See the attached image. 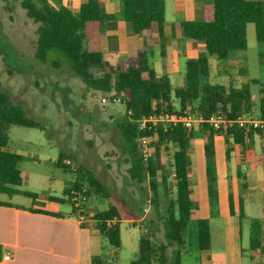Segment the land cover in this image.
I'll return each mask as SVG.
<instances>
[{"label":"trees","instance_id":"trees-1","mask_svg":"<svg viewBox=\"0 0 264 264\" xmlns=\"http://www.w3.org/2000/svg\"><path fill=\"white\" fill-rule=\"evenodd\" d=\"M21 5L27 17L37 25L34 60L45 64L49 53L55 52L59 59L50 61L53 69L64 67L72 77L80 79L88 90L114 93L120 97L125 112L116 123L115 130L120 137L122 153L129 164L128 176L142 191L146 190L147 185L154 204L158 198L157 166L153 153L146 156L143 154L141 139L147 138L151 143L155 141L164 154L169 153L168 167L160 182L167 187L170 177L174 181L165 218L164 238L167 243L156 246L141 238L139 255L129 264H168L166 250L170 246L176 247L172 264H180L187 240L193 236L198 251L207 253L210 248L209 221L192 220V202L189 197L188 149L194 133L179 125L167 129L158 126L139 132L138 120L154 112L175 110V102L178 107L176 110H190L205 119L216 113H224L234 119L251 112L254 104L248 85L234 89L210 84L208 59L216 57L222 60L231 51L245 50L249 24L254 25L257 42H264V0H205L202 20L181 23L183 36L201 45L203 51L196 58L185 62L184 83L177 88L172 87L167 77L156 76L145 50L139 51L136 60L126 67L111 65L103 59L100 35L105 23L111 18L105 14L100 0H86L76 16L63 6L52 8L46 0H23ZM122 6L124 21L135 34L156 33L159 38L163 37L165 8L162 0H122ZM258 111L264 117V96L259 101ZM12 126L44 130L40 123L25 116L20 105L13 104L0 91V192L7 195H14L16 189L13 187L23 186L27 182V175L19 167L21 156L8 148L7 131ZM200 129L204 140L210 215L215 216L217 195L213 135L219 132L206 123L201 124ZM226 134H232L238 143L244 140L241 130L236 127L229 129ZM66 158L64 153H60L55 166L68 169L69 164L63 163ZM76 171L79 176L75 178L70 191L79 193L85 200L92 194L110 201L106 210L94 211L92 215L100 236L109 246V252L104 253L103 250L101 258L93 260L91 264L114 263L118 260L121 246L120 222L130 221L132 226H136L143 210L141 207L137 211L129 207L122 197L110 192L86 167L78 165ZM70 191L63 196L71 197ZM24 194L32 197L29 192ZM54 200L63 202L60 198ZM72 209L75 210L73 204ZM230 213L234 215L232 208ZM243 218L240 199L238 219L241 222ZM261 240V224L253 220L250 224V250H259L264 254ZM1 252L0 246V257Z\"/></svg>","mask_w":264,"mask_h":264},{"label":"crops","instance_id":"crops-1","mask_svg":"<svg viewBox=\"0 0 264 264\" xmlns=\"http://www.w3.org/2000/svg\"><path fill=\"white\" fill-rule=\"evenodd\" d=\"M100 1L105 14L111 18L105 23L103 33L100 35L103 59L111 65L126 67L136 60L139 51L145 50L148 53L149 65L157 77H167L173 88L182 86L185 62L196 58L198 53L203 51V47L183 36L181 23L202 20L205 0H162L165 8L162 38H159L156 33L135 34L131 26L124 21L122 0ZM46 2L54 9L63 6L76 16L80 6L86 0H46ZM247 30L248 26L246 36ZM248 51L247 38L245 50L231 51L222 60L210 57L208 59L209 83L234 89L248 85L254 105L251 112L242 115L260 117L259 101L264 96V42L259 43L256 40L252 58L247 56ZM212 61H216L213 66ZM248 64L254 66L257 71L256 76L248 73ZM231 74H234V77ZM243 77L246 82L242 81ZM251 90L255 91V96ZM174 106H177V102ZM192 132L194 138L190 141L188 149L190 165L187 168L192 220L208 219L211 225L210 221L217 216L221 221L219 249L214 252L210 234L209 251L207 253L198 251L201 264L203 262L214 264V260L217 259H219L218 262L222 260L225 264H240L244 249L241 246L243 233L238 219V201L242 200L244 219L249 217V206L257 201L264 206V133L251 132L242 143L236 142L232 134L215 133L213 135L217 215L211 216L205 174L204 140L200 125L195 126ZM151 144L148 155L155 153L156 142ZM159 149L161 154L162 148ZM154 157L157 166L155 154ZM198 157L200 159L203 157L204 160L203 169L199 174L192 161ZM56 161L53 162L54 166ZM64 163L69 164L68 161ZM164 170L162 169L160 173L157 166L158 183L161 182ZM63 171L68 172L66 169ZM170 178L172 188L174 181L172 177ZM48 181L56 180L48 178ZM74 181V176L71 179H62L57 186L52 188L48 186L45 195L40 196L29 192L32 197H28L24 194L28 191L16 190L14 195L0 192V246L2 248L0 264H91L93 260L101 258L103 250L105 253L107 248L106 241L100 236L96 221L92 217L93 212L97 210L86 208L82 204V215L75 214V210L72 209L74 203L72 196H63L73 187ZM19 195H23V198L21 199ZM14 198L18 201L15 202ZM56 198L63 199V202H56L54 200ZM230 208L234 215H231ZM126 222L132 226L130 221ZM252 252L264 255L259 250ZM4 256H8L9 259L4 260ZM134 259H131L129 263Z\"/></svg>","mask_w":264,"mask_h":264},{"label":"rangeland","instance_id":"rangeland-1","mask_svg":"<svg viewBox=\"0 0 264 264\" xmlns=\"http://www.w3.org/2000/svg\"><path fill=\"white\" fill-rule=\"evenodd\" d=\"M22 2L23 0H0V91L6 94L13 104L20 105L25 116L40 123L44 130L12 126L7 131L8 148L21 156L19 167L28 178L25 185L13 188L37 196L45 195L48 186L52 188L62 179L79 176L76 171L78 165L86 167L110 192L122 197L129 207L136 211L141 207L143 210L136 227L130 226L126 221L120 223L122 246L118 252V260L107 263L128 264L138 255L141 238L156 246L167 243L164 238V227L167 204L172 192L170 186L172 179H168L167 187L158 183V198L154 204L147 185L145 184L146 190L142 191L129 178L127 171L129 164L122 153L120 137L115 130L116 123L125 112L120 97L114 93L88 90L80 79L72 77L64 67L53 69L50 61L59 59L55 52L49 53V59L45 64L34 60L37 25L27 17ZM247 38L249 44L247 56L252 58L253 47L256 44L252 24L248 25ZM214 62L216 61L211 62L212 66ZM248 65V73L256 76L254 66ZM184 70L183 68V72ZM231 76L234 77V74ZM244 77L242 81L246 82ZM251 91L255 96V91ZM177 108L175 106V110ZM154 145H156L154 154L161 173L162 169L166 170L168 167L169 153L160 154V147L157 143ZM150 146L152 147V144L148 141L147 154ZM60 153L67 156L64 162H69L67 165L69 168L66 169L68 172L53 165ZM192 161L196 172L201 173L204 166L203 157ZM48 178L56 181L49 182ZM22 196L19 195L21 199ZM78 196V202L82 204L83 197ZM14 201L17 202V198H14ZM109 204V200L92 194L86 197V203H83L86 208L97 211L106 209ZM75 214L82 215L77 208ZM248 215V218L241 220L243 233L241 246L244 252L240 264H264V255L250 251L248 242L250 224L253 220H259L264 238L262 203L257 201L249 206ZM210 224L212 246L214 252H217L220 246L221 221L215 216ZM196 243L193 237L187 240L180 264H201ZM261 243L264 245V239ZM105 246L106 252H109L108 244L105 243ZM175 249V246H170L166 250L168 264L173 263ZM217 260H214V264H225L222 260L219 262Z\"/></svg>","mask_w":264,"mask_h":264},{"label":"built area","instance_id":"built-area-1","mask_svg":"<svg viewBox=\"0 0 264 264\" xmlns=\"http://www.w3.org/2000/svg\"><path fill=\"white\" fill-rule=\"evenodd\" d=\"M208 124L214 131L220 134L226 133L229 129L236 127L241 130L243 138L246 139L251 132L264 133V117H250L248 115H240L234 119L228 118L224 113H216L209 119H205L200 115L192 113L190 110H162L154 112L148 116H142L138 120V131L143 132L146 129H155L158 126H162L167 129L174 126H182L186 131H191L195 126L201 124ZM149 139L142 138L143 154L147 155V144ZM79 193L71 192L73 207L77 208V211L82 210V204L78 202ZM81 217V216H80ZM8 256H4V260H8Z\"/></svg>","mask_w":264,"mask_h":264}]
</instances>
